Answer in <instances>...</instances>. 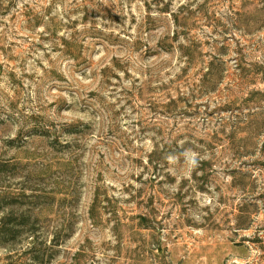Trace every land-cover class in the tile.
Wrapping results in <instances>:
<instances>
[{
    "label": "rangeland",
    "instance_id": "374dc122",
    "mask_svg": "<svg viewBox=\"0 0 264 264\" xmlns=\"http://www.w3.org/2000/svg\"><path fill=\"white\" fill-rule=\"evenodd\" d=\"M0 264H264V0H0Z\"/></svg>",
    "mask_w": 264,
    "mask_h": 264
}]
</instances>
